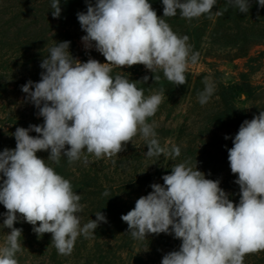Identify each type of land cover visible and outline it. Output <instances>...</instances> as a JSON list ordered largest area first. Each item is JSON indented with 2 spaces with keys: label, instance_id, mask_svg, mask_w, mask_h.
<instances>
[{
  "label": "clouds",
  "instance_id": "obj_1",
  "mask_svg": "<svg viewBox=\"0 0 264 264\" xmlns=\"http://www.w3.org/2000/svg\"><path fill=\"white\" fill-rule=\"evenodd\" d=\"M228 2L242 13L251 6L249 0ZM86 3V13H77L86 32L81 40L86 50L94 47L100 52L106 63L92 58L81 62L69 51L70 41L56 42L40 63L44 71L39 82L29 80L21 86L25 100L38 109L44 123L17 127L12 133L15 149L0 151V204L6 209L0 215L3 227L11 230L0 245V264H18L15 255L21 250L22 235L14 227L18 214L38 236L50 233L51 243L63 255L72 252L78 236L88 238L107 223L100 211L95 220L81 225L77 215L84 207L81 196L37 152L50 150L47 160L57 164L61 155L73 162L85 150L96 158H111L140 135L146 141L147 157L180 155L176 146L170 151L162 148L148 123L164 94L145 97L134 81L111 73L114 67L143 65L155 81L160 79L156 73L162 71L168 81L184 85L189 62L197 60V54L190 53L188 37L176 34L149 0ZM162 3L163 17L179 12L190 20L210 13L216 0ZM258 5L264 8V0H258ZM51 8L52 16L59 18L60 0H53ZM148 80L147 75L142 78L145 83ZM213 92L206 82L199 103H208ZM228 160L238 177V204L228 198L219 180L207 179L197 166L180 163L162 177L163 185L151 184L152 191L121 216L128 225L126 232L136 240L161 233L181 240L179 250L165 254L161 264H243L246 255L264 251V111L240 125Z\"/></svg>",
  "mask_w": 264,
  "mask_h": 264
},
{
  "label": "trees",
  "instance_id": "obj_2",
  "mask_svg": "<svg viewBox=\"0 0 264 264\" xmlns=\"http://www.w3.org/2000/svg\"><path fill=\"white\" fill-rule=\"evenodd\" d=\"M53 0H0V102L4 115V124L8 129L0 133V151L5 148L15 149L16 141L12 133L17 127L28 128L29 125H42L43 117L38 116V109L24 99L21 86L27 81L39 82L40 63L49 49L56 42L70 41L69 51L81 62L100 56L101 63L105 57L95 50L84 49L78 40L86 35L77 18V13L87 11L86 0H60L61 15L52 16ZM96 0H91L94 5ZM250 8L242 13L229 4L228 0H216L208 14L198 18L185 19L177 13L174 17H163L162 0H149L152 8L161 16L179 36H187L190 53L197 58L212 61L248 56L256 46H264V8L258 0H249ZM36 50V51H34ZM100 62V61H99ZM112 76L121 74L134 81L142 89L145 97L163 93L171 99L183 98L189 90V75L185 72L187 82L177 86L168 81L162 71L156 75L143 65L131 67H114ZM147 75V83L142 78ZM264 92L261 86L253 85L249 73L241 72L232 83L216 82V106L207 110L201 117V123L209 129L197 135L185 128H180L175 135L164 130L163 126L153 124L155 138L160 146L170 151L173 146L180 149V155L147 157L146 141L137 135L126 145L123 152L111 158H96L85 150L79 160L69 162L61 155L59 163L47 160L49 151H39L37 156L62 177L69 180L74 193L81 196L83 210L77 215L81 225L96 219V213L102 212L107 223H101L95 233L85 238L78 236L70 254H59L51 243L52 236L45 233L38 236L33 225L27 223L18 214L14 227L22 230L19 237L21 250L16 253L18 264H161L165 254L178 251L182 243L174 234H150L146 239H133L128 225L121 216L135 207L141 196L148 195L153 183L163 185L162 177L171 173V168L180 163L203 172L207 179L219 180L220 187L228 198L238 204L240 188L235 183L238 178L230 169L228 149L233 147V140L245 120L254 116L243 115L237 105L240 94L253 98ZM223 124L225 132L219 153L211 147H198L197 140L209 134L210 128ZM197 126L195 123L192 125ZM38 135L35 132L29 133ZM228 136V139H225ZM167 140H169L167 142ZM68 146H66L67 148ZM86 157V159H85ZM2 175V174H0ZM107 191L108 195H104ZM6 209L0 204V214ZM3 215H0V245L10 229L4 228ZM39 226L37 223L36 227Z\"/></svg>",
  "mask_w": 264,
  "mask_h": 264
},
{
  "label": "rangeland",
  "instance_id": "obj_3",
  "mask_svg": "<svg viewBox=\"0 0 264 264\" xmlns=\"http://www.w3.org/2000/svg\"><path fill=\"white\" fill-rule=\"evenodd\" d=\"M78 44L84 48L81 38L78 40ZM92 59L102 61L100 56ZM241 72L249 73L253 85L264 88V46L254 47L248 56L242 58L212 61L199 57L195 63L189 62L186 70L190 77L189 90L186 95L181 99H171L168 96H163L162 103L159 105L157 112L148 118V123L163 126L164 130L174 135L180 128H185L184 134L190 131H193L194 135L207 132L209 128L200 124L201 117L207 110L216 106V82L232 83L236 81ZM206 82L214 87V92L208 103L201 105L198 96L205 89ZM26 96V93L22 94L19 100L26 98ZM236 105L243 115L257 116L261 111H264V92H259L253 98L240 94ZM2 109L0 102V133L8 129L3 122L5 114H3ZM193 123L197 126L193 127ZM224 128L223 124L211 127L210 133L197 140L196 145L199 148L211 147L221 153L223 150L221 149V140L225 132ZM243 264H264V251L246 255Z\"/></svg>",
  "mask_w": 264,
  "mask_h": 264
}]
</instances>
